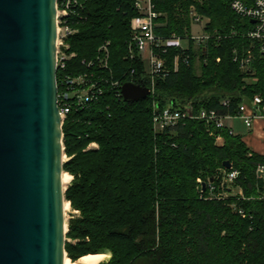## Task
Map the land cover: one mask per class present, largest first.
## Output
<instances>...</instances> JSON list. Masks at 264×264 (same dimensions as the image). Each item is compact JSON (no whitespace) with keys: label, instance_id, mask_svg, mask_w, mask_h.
Wrapping results in <instances>:
<instances>
[{"label":"trees","instance_id":"16d2710c","mask_svg":"<svg viewBox=\"0 0 264 264\" xmlns=\"http://www.w3.org/2000/svg\"><path fill=\"white\" fill-rule=\"evenodd\" d=\"M77 1L68 17L74 31L67 38L75 56L66 71L87 70L81 61L95 60L100 45L109 41V69L99 73L151 87L140 57L129 58L127 52L130 20L138 14L134 0ZM230 1L152 0L158 13L155 35L187 37L188 48L156 49L169 72L155 78L145 98L126 101L106 89L63 120L62 169L72 176L64 197L78 212L67 221L64 249L70 260L109 252L98 264H264V199L257 198L264 174L256 172L264 155L224 128L214 129L223 139L216 144L200 119H181L160 132L152 121L153 102L158 108L235 113L241 101L264 95V56L256 57L250 72L233 59L248 41L229 35L231 28L243 29ZM192 9L208 18L204 31L214 36L196 49L189 38ZM224 160L238 170L233 184L243 198L211 197L221 191L218 172ZM210 177L213 189H202L197 178Z\"/></svg>","mask_w":264,"mask_h":264},{"label":"water","instance_id":"95a60500","mask_svg":"<svg viewBox=\"0 0 264 264\" xmlns=\"http://www.w3.org/2000/svg\"><path fill=\"white\" fill-rule=\"evenodd\" d=\"M55 62V0H0V264L67 257ZM149 93L131 81L121 86L126 101Z\"/></svg>","mask_w":264,"mask_h":264},{"label":"built area","instance_id":"2783aa9c","mask_svg":"<svg viewBox=\"0 0 264 264\" xmlns=\"http://www.w3.org/2000/svg\"><path fill=\"white\" fill-rule=\"evenodd\" d=\"M78 4L77 0H55L56 7V62H55V83H56V105L60 115L61 123L72 109L87 108L98 100L106 89L113 90L116 96H121L122 82L118 79L109 80L99 72L109 69V41L101 44L98 48L99 55L95 60H82L81 64L87 70L83 72L66 71L67 62L75 56L74 52L69 51L67 38L73 33L74 29L68 24V17L75 14L74 7ZM79 5V4H78ZM134 6L138 14L130 20L131 35L127 44L129 58L135 55L140 57L145 66V71L150 78V93L153 92L154 80L157 76H164L169 72L165 66L164 59L156 49L164 52L166 47L178 46L188 48L189 39L185 37L186 45L180 43L181 38L171 35L161 38L154 33V19L158 13L154 11L152 0H134ZM230 8L243 20V29L231 28L229 35H235L248 41L241 53L235 52L234 60L238 62L241 70H250L256 57L263 56L264 52V0H231ZM191 24H200L202 32L191 34L189 38L198 47L203 44L213 34L204 31L205 23L208 18L198 14L194 9L190 11ZM219 38V36H217ZM185 56V60L187 59ZM219 58H217L218 60ZM177 67V58L174 60V68ZM94 70H93V69ZM97 68V69H96ZM97 70V71H96ZM58 72V76H57ZM221 103L226 106L229 99H222ZM200 119L208 125L209 133L215 139L216 144H221L223 139L220 134H215L214 129H227L232 132L228 122L232 118H239L247 131L251 132L257 122L264 123V95L254 94L248 101H241L235 113H221L216 109L200 108L197 111L192 109L179 110L172 106L158 108L153 102L152 121L154 130L160 132L166 127L176 125L181 119ZM264 129V128H263ZM95 144V143H92ZM90 146V145H89ZM256 172L264 174V165L259 163ZM239 172L236 169L223 168L218 172L220 192L211 197L218 199L226 198L228 195H236L243 198L242 190L239 186H234ZM197 182L201 186L200 178ZM206 186L213 189L211 182L207 181ZM257 198L264 199V191H261ZM241 217H246L242 209L238 210Z\"/></svg>","mask_w":264,"mask_h":264},{"label":"rangeland","instance_id":"374dc122","mask_svg":"<svg viewBox=\"0 0 264 264\" xmlns=\"http://www.w3.org/2000/svg\"><path fill=\"white\" fill-rule=\"evenodd\" d=\"M202 32V29H201V25L200 24H195V23H192L191 24V29H190V33L191 34H199ZM181 45L183 47H185V45L187 44L186 41H185V38L184 39H181L180 41ZM192 46L194 49L198 48V45L197 44H194L192 43ZM197 61V60H196ZM196 68H198V62H196ZM233 124H234V131L237 132V133H241L242 131H244V126L243 125H240L239 122L237 120H233ZM247 143H249L251 146L253 147H256V148H259V149H263L264 146L261 142L259 141H254V140H251V138H247ZM89 147H97V144H90ZM66 159V155L64 154L63 155V161ZM68 173V172H67ZM72 180V176H71V179L70 181ZM69 181V183H70ZM69 183L66 185L65 189L67 188V186L69 185ZM67 202V201H66ZM69 204V202H68ZM78 212L76 210H72L71 207H70V204H69V208L68 210H66L64 212V217H65V221L67 222L68 219L73 215V214H77ZM66 239V238H65ZM98 264V263H97Z\"/></svg>","mask_w":264,"mask_h":264},{"label":"crops","instance_id":"0c3cea01","mask_svg":"<svg viewBox=\"0 0 264 264\" xmlns=\"http://www.w3.org/2000/svg\"><path fill=\"white\" fill-rule=\"evenodd\" d=\"M233 120H237L239 122L240 125H243L242 121L239 118H232L231 120H229L228 124L232 129V132L234 134L240 135L242 141L246 144V146L251 150L254 151L256 153H259L261 155H264V148L263 149H259L256 147L251 146L249 143H247V138H251V140L259 141L263 144L264 146V123L262 122H257L255 124L254 129L249 132L247 131V129L244 127V131H242L241 133H237L234 131V124H233ZM244 126V125H243Z\"/></svg>","mask_w":264,"mask_h":264},{"label":"bare ground","instance_id":"6f19581e","mask_svg":"<svg viewBox=\"0 0 264 264\" xmlns=\"http://www.w3.org/2000/svg\"><path fill=\"white\" fill-rule=\"evenodd\" d=\"M71 179V175L67 172L63 171L61 180L63 188L66 187V185L69 183ZM69 204L65 201L63 204V211L65 212L68 210ZM66 222V221H65ZM110 257L109 252H100V253H94V254H86L81 257H79L77 260L72 261L68 257H65L64 264H97L101 261H106Z\"/></svg>","mask_w":264,"mask_h":264}]
</instances>
